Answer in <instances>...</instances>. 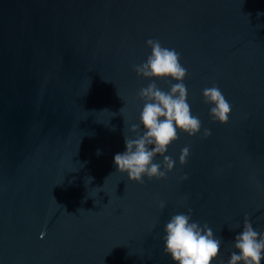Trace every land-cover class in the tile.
I'll return each mask as SVG.
<instances>
[{"label":"water","instance_id":"95a60500","mask_svg":"<svg viewBox=\"0 0 264 264\" xmlns=\"http://www.w3.org/2000/svg\"><path fill=\"white\" fill-rule=\"evenodd\" d=\"M149 38L181 54L202 128L169 146L165 179L138 184L114 165L138 92L176 83L137 76ZM214 84L227 124L203 100ZM188 209L224 264L245 216L264 233V0H0V264H174L164 227Z\"/></svg>","mask_w":264,"mask_h":264},{"label":"clouds","instance_id":"9594fccd","mask_svg":"<svg viewBox=\"0 0 264 264\" xmlns=\"http://www.w3.org/2000/svg\"><path fill=\"white\" fill-rule=\"evenodd\" d=\"M146 45L151 49V54L145 62L134 65L137 76L149 80H174L176 83L167 92L155 82L138 92V97L144 101L140 123L132 124L128 129L135 134V138L124 134L126 151L114 156L117 171L126 173L130 181L138 184L144 183V177L149 180L165 179L175 166L173 158L165 155L169 146L179 139L180 133L192 137L199 134L202 128L201 120L192 114L188 103V89L183 83L188 70L181 64V54L173 48L164 47L158 39L149 38ZM202 96L204 103L211 105L209 114L212 121L227 124L232 105L221 89L214 84L205 88ZM112 130L115 131V128ZM211 134L210 129L203 130V138ZM100 154V150H97V155ZM157 155L163 157L162 163L154 162ZM189 156L190 148L186 146L181 149L179 163L185 165ZM88 178L92 180V177ZM182 179H187V176ZM165 207V202L161 201L160 210L163 211ZM164 231L163 252L171 257L174 264H214L217 260L219 264H224L220 259L222 238L214 236L207 224L201 227L199 222L193 221L191 209L187 214L172 215ZM233 247L237 251L231 253L228 264H261L264 260V233L254 229L245 216L243 230L235 236Z\"/></svg>","mask_w":264,"mask_h":264}]
</instances>
